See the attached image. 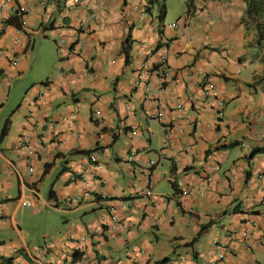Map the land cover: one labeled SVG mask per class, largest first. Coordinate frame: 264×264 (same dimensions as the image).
<instances>
[{"label": "crops", "instance_id": "crops-1", "mask_svg": "<svg viewBox=\"0 0 264 264\" xmlns=\"http://www.w3.org/2000/svg\"><path fill=\"white\" fill-rule=\"evenodd\" d=\"M181 3L0 0V264H264V51L245 0Z\"/></svg>", "mask_w": 264, "mask_h": 264}, {"label": "rangeland", "instance_id": "rangeland-1", "mask_svg": "<svg viewBox=\"0 0 264 264\" xmlns=\"http://www.w3.org/2000/svg\"><path fill=\"white\" fill-rule=\"evenodd\" d=\"M164 3L169 17H173L182 4L181 0H165ZM38 48L39 51L37 57L34 59V61L33 57L31 61V66L33 65V67H29L24 79L17 80L15 81V85H11V90L8 96L10 98H8V103L6 105L7 114H10L12 111H16L13 109H15V106L18 103H21V99H23L25 95H28V88L31 84L37 83V80H39V82L44 81V74L50 76L51 72L53 73V71L55 70L51 68V66H53L51 61H48L50 60L49 58L51 55H49L47 58V56L44 55L43 46H40L39 43L35 44V49L33 53L34 56ZM13 86L16 87L12 89Z\"/></svg>", "mask_w": 264, "mask_h": 264}, {"label": "trees", "instance_id": "trees-1", "mask_svg": "<svg viewBox=\"0 0 264 264\" xmlns=\"http://www.w3.org/2000/svg\"><path fill=\"white\" fill-rule=\"evenodd\" d=\"M247 4V25L253 26L256 34L255 45L260 52L264 51V0H245ZM190 0H186V5L189 7ZM147 9H150L153 6H159L161 8V15L165 13L164 0H146ZM23 16L22 12H16L14 18H10L5 23L12 25L15 28H20L19 20ZM127 53V52H126ZM128 55L126 54V61ZM257 79V78H255ZM254 79V80H255ZM9 121L7 120L0 133V141H2L8 134ZM175 187V186H173ZM169 260L165 259L154 264H168Z\"/></svg>", "mask_w": 264, "mask_h": 264}, {"label": "built area", "instance_id": "built-area-1", "mask_svg": "<svg viewBox=\"0 0 264 264\" xmlns=\"http://www.w3.org/2000/svg\"><path fill=\"white\" fill-rule=\"evenodd\" d=\"M74 3H76V1L74 2ZM177 26V23L176 24H174V27H176ZM81 47H82V42L78 39V40H76L74 43H73V46H72V52L71 53H73V54H75V55H79L80 54V51H81ZM209 95V94H208ZM24 142H21V149H25V147L26 146H24ZM32 169L31 168H29V171H31ZM259 178L260 179H264V177L263 176H259ZM66 204L67 205H69V206H75V205H77L79 202H80V198H78V197H74V198H67L66 199ZM263 204H264V202H263ZM24 208H28L29 207V203H27V202H22V204H21ZM245 236V235H244ZM221 259H223V255H222V253H219L218 255H217V260L218 261H220ZM2 264H10V262L7 260V259H3L2 260Z\"/></svg>", "mask_w": 264, "mask_h": 264}]
</instances>
